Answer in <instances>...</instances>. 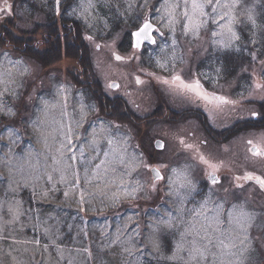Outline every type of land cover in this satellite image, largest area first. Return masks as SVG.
Wrapping results in <instances>:
<instances>
[{"label": "rangeland", "instance_id": "obj_1", "mask_svg": "<svg viewBox=\"0 0 264 264\" xmlns=\"http://www.w3.org/2000/svg\"><path fill=\"white\" fill-rule=\"evenodd\" d=\"M163 2L92 0L94 6L85 11L82 0H60L58 10L56 0H0V7L11 5V14L0 13V103L4 104L0 108V216L8 220L7 209L10 204L17 206V201L21 212L11 230H6L7 238L0 239V264H66V260L58 261L59 254L49 236L43 234L44 228L55 233L56 243L66 258H74V264H180L168 259L183 231L176 217L180 172L194 186L196 200L208 196L211 190L212 199L218 202L221 198L232 202L237 197L247 201L248 210L256 216L248 239L243 245L235 241L238 248L230 251L236 255L212 251L226 264H264V190L255 182H245L244 190L234 186L235 177L247 172L264 176V157L251 154L246 142H228L224 152L210 142L208 154L204 149L209 145L200 142L223 135V128L232 123L238 108L249 118L248 140L264 147V128L250 125L255 112L264 126V87H256L264 85V55L259 57L256 50L250 55L247 42H240V26L255 41L261 29L238 25L240 40L234 48L222 49L214 43L212 25L198 35L183 34L179 24L173 31L166 19H160ZM260 2L248 0L256 20ZM49 15H55L52 22ZM145 19L157 25V42L135 49L131 34ZM56 21L62 41H67L66 33L72 29L74 36L68 43L72 46L65 43L58 54L57 47L48 49L44 38L33 49L31 40L40 39L41 28ZM77 46L81 47V56L76 57ZM115 54L125 59L117 61ZM133 56L135 59H130ZM247 56L253 60L248 61ZM157 60L166 67H158ZM48 61L52 64L47 65ZM173 74L185 80L199 77L210 93L233 103L217 107L203 102L202 106L191 95H179L162 81ZM137 77L143 83H137ZM114 82L119 83L117 88L111 86ZM233 90L242 92L237 96H242L241 103L231 95ZM82 106L86 113L83 120ZM189 106H199L198 117ZM101 121L119 126L117 135L126 139L128 153L136 160L134 165L120 166L117 173L92 180L91 184L84 182L81 169L83 202L75 187L60 182L58 173H52L53 180L48 181L45 169L34 170L27 164L21 167L26 154H31L33 164L37 159L42 164L48 156L51 165V155L69 125L68 134L77 154L82 147L85 157L94 155L92 133L99 132ZM203 123L212 125L209 136ZM158 139L165 142L162 150L155 148ZM98 140L100 150L106 151L108 146L101 137ZM188 144L193 147H185ZM201 155L218 165L216 175L221 182L211 183L213 169L201 161ZM70 163L79 165V161ZM153 168L159 169L163 179L154 177ZM68 179H72L70 173ZM65 192L69 194L65 196ZM169 212L176 217L172 220L174 229L161 223ZM240 239H244L242 234ZM34 240L39 244L28 243ZM150 240H156L159 249L153 248ZM44 245L49 247L45 249ZM181 255L188 260L186 252Z\"/></svg>", "mask_w": 264, "mask_h": 264}, {"label": "snow or ice", "instance_id": "obj_2", "mask_svg": "<svg viewBox=\"0 0 264 264\" xmlns=\"http://www.w3.org/2000/svg\"><path fill=\"white\" fill-rule=\"evenodd\" d=\"M59 4L60 0H56L57 10ZM93 6L92 0H82L81 7L85 11L88 7ZM161 7L164 9V13L160 19H166L167 26L173 31L175 30V25L179 24L183 34L198 35L201 30L208 29L209 25L214 26L215 30L212 31V36L215 38L214 43L222 49H231L236 46V43L240 40V35L237 31L238 25L247 24L253 29L260 28L261 32L264 33V25L257 24L253 9L248 6V0H164ZM0 13L11 14V5L6 4L0 7ZM241 17L243 18L241 19ZM153 31L159 30L155 28V25L149 19H145L142 26L131 34L133 37L132 47L141 49L146 41L156 44L157 41L152 35ZM253 34L255 35L256 33ZM87 38L92 39L91 37ZM251 43L255 44L256 41L252 40ZM115 59L122 61L125 58L119 54H115ZM130 59H135V57H130ZM156 64L160 68L166 67L160 60H157ZM0 75H3V73H0ZM150 75H154V73ZM162 81L164 84L169 85L175 93L179 95H191L204 101L206 104L218 107L220 104L233 103L226 97L209 93L199 77L185 80L181 75L173 74L170 79L164 77ZM136 82L143 83L139 77L136 78ZM111 86L118 87L115 84ZM256 87H264V85L257 84ZM2 95L3 93H0V96ZM64 103H66V99ZM55 106V104L52 105V107ZM2 107H4V104L0 103V108ZM47 107L48 105H45V110H47ZM8 111L9 113L11 112L10 109ZM85 115L84 106H82L81 120L84 119ZM257 115L255 112L252 113L253 117ZM79 125L80 121H77V127ZM98 127L99 132L94 131L92 133L93 139L91 145L92 152L95 153L94 155L85 157L82 147L77 154V151L72 147L73 140L68 134L71 132V126L69 125L68 131L63 132L64 139L59 142V147L55 149V154L51 155V165L48 164V156H45L42 164L38 159L33 164L31 154H26L22 157L23 163L21 167L27 164L34 170L45 169L48 181L53 180L52 173H58L60 182L75 187L76 191L79 192L80 201L83 202L85 190L79 187L81 169H83L84 182L91 184L92 180H103L109 173H117L120 166L127 167L134 165L136 160L135 155L128 153L126 139L117 135L119 126L101 121ZM98 137H101L103 143L108 146L106 151L100 150V140H98ZM181 142L183 143V141ZM247 143L251 145L250 151L254 156L264 157V147L253 144L251 140ZM45 146L48 148L49 153H51L52 149L47 144V137H45ZM158 146L164 147L162 143ZM185 147L192 148L193 145L188 144ZM101 156L103 157L102 159L100 158ZM200 159L204 164L213 169L209 174V179L215 185L218 182L216 175L218 165L210 162L203 155H201ZM71 161H79V165L70 163ZM49 167H51V172H47ZM152 170L157 180L163 179L158 168H153ZM69 173L72 177L71 181L68 179ZM183 177V172L177 174L179 184L175 192L177 203L179 204V208L176 209V217H179V224L183 226V231L179 233L180 239L176 244L175 252L168 259L179 261L180 264H226L212 250H222V255H236V253L230 250L238 248L235 241L239 240V244L243 245L245 240L248 239L249 229L253 226L256 216L248 210L247 201L240 197H237L232 202H228L226 198H221L218 202L212 199L210 190L208 196L196 200L193 196V192L195 191L194 186L190 181L184 180ZM235 181V188L240 190H244L245 182H255L261 190H264V176H259L252 172L236 176ZM121 182L123 181L121 180ZM52 188H55V184L52 185ZM12 191L14 192L15 190L13 189ZM46 194L44 193V195ZM68 194V192L64 193L65 196ZM19 203L17 201V206L15 207L11 204L9 205L7 211L10 218L8 220H4L3 216H0V239L7 238L6 230H11V227L19 219L21 215ZM188 203H191L192 206L186 207ZM229 203L230 207L226 208L225 205ZM0 210H3L2 204H0ZM176 217L169 212L167 219L162 218L161 223L165 224L169 229H174L176 225L172 223V220H175ZM43 234L49 236L51 245L58 252V261L66 260V264H74V258L71 256L66 258L64 256V250L56 243V239L53 238L55 233H51L50 228H44ZM241 234L244 236V239H240ZM226 240L228 241L227 244L225 243ZM28 243L39 244V241H28ZM150 243L153 248L159 249L160 245L156 240H150ZM185 245H187V248H185ZM44 247L47 249L49 245H44ZM84 251L88 255H91L88 249H84ZM239 251L243 254L244 249L240 248ZM182 252H186L187 261L181 255ZM33 259H35L34 256ZM228 264H231V262H228Z\"/></svg>", "mask_w": 264, "mask_h": 264}, {"label": "trees", "instance_id": "obj_3", "mask_svg": "<svg viewBox=\"0 0 264 264\" xmlns=\"http://www.w3.org/2000/svg\"><path fill=\"white\" fill-rule=\"evenodd\" d=\"M15 6H16V3H15ZM13 12L16 14V8L13 9ZM49 17H47V18H49L50 19L49 21H51V22H52V20L55 19V15H54V18H51L50 15H49ZM257 20H258V25H264V0H261V2L259 3L258 19ZM41 29L44 30L42 33V37L40 39H37V38L32 39L30 42V43H34L33 49L37 44H39V42L43 41L44 38L48 42V49L50 50L51 46L54 47L55 49L57 47L58 54H59V52H61V46L65 45V43L67 46H72V45L68 44V43L72 42V39L74 36L73 31H71L72 30L71 28H70L69 33H66V35H67L66 36V38H67L66 42L62 41V38L60 36V26L57 25V21L55 23L53 22V23L46 24ZM240 33L242 35L240 42H241V44H243L244 42H247V47H249L250 48L249 50L251 51L250 55L254 54V50L257 51L256 53L258 54L259 57L264 55V33H262L261 30H260V34L257 35L258 40L256 41L255 44L251 43L252 39L248 35V32L246 31V29L243 26H240ZM75 35H76V33H75ZM21 43H22V36H20V34H19V45ZM23 44H24V41H23ZM80 49H81V47H79V46L75 47L74 53H75L76 57L78 55L81 56L80 55ZM71 57H73V56H71ZM256 57H257V55H256ZM247 60L251 62L253 60V58H251V56H247ZM79 62L82 63L81 59L79 60ZM51 64H52V62L48 61L47 65H51Z\"/></svg>", "mask_w": 264, "mask_h": 264}, {"label": "flooded vegetation", "instance_id": "obj_4", "mask_svg": "<svg viewBox=\"0 0 264 264\" xmlns=\"http://www.w3.org/2000/svg\"><path fill=\"white\" fill-rule=\"evenodd\" d=\"M208 91V90H207ZM210 93V91H208ZM239 93V94H237ZM240 94H242L241 91H237V90H233L231 92V95L234 96L235 100L239 101L241 103V97H237L238 95L240 96ZM221 96V95H218ZM227 98V97H226ZM229 101H231L229 98H227ZM195 101L199 102L198 104L204 106L205 104H203L204 101H201L199 99H196ZM239 103V105H240ZM232 103H228V104H220L219 106H227L230 105ZM246 105V102H245ZM191 108V110L196 111V116L198 117V111H199V106L197 107H193V106H189ZM205 115H208V112H205ZM191 114H194L193 112H191ZM233 121L231 124H229L227 127H224V131H223V135H221L219 138H212L211 139H202L200 142L203 145H209L210 142H214L215 145L218 146V149L222 150L223 152L226 150L225 149V145H227L228 142H247L249 141L247 136H246V131H247V127L249 126V118L246 115V112L243 110H240L237 108V110L235 111L233 117H232ZM205 129L208 130V132L206 133L209 136V133H211V124L208 123H203ZM250 125H256L255 129H262L264 128L263 123L259 122L258 117H255V120L253 122L250 123ZM263 126V127H262ZM192 135H194L193 132H191ZM198 134V133H197ZM226 135V136H225ZM215 137V136H214ZM230 148V146H229ZM251 148V145H250ZM249 148V149H250ZM212 149V146L209 145L207 146L206 149H204L207 154L209 153V151ZM252 154V153H251ZM218 177V176H217ZM221 178L218 177V180H220ZM222 180H220L221 182Z\"/></svg>", "mask_w": 264, "mask_h": 264}, {"label": "water", "instance_id": "obj_5", "mask_svg": "<svg viewBox=\"0 0 264 264\" xmlns=\"http://www.w3.org/2000/svg\"><path fill=\"white\" fill-rule=\"evenodd\" d=\"M151 21V20H150ZM152 22V21H151ZM153 23V22H152ZM154 24V23H153ZM155 25V24H154ZM142 26V25H141ZM157 26L155 25V28H156ZM138 29H136L135 31H137ZM135 31H133V33L135 32ZM152 35L155 37V35H154V31H153V33H152ZM132 40H133V37H132ZM145 43H147V44H152L151 42H148V41H146ZM144 43V44H145ZM113 84H115V85H118V83L117 82H114V83H112V85ZM113 88H117V87H113ZM160 143H162L164 146H165V142L163 141V140H161V139H158V140H156L155 141V148L156 149H158V150H162L163 148H161V147H159L158 145L160 144ZM152 173H153V175H154V177L156 178V176H155V173L153 172V170H152ZM159 173H160V175L162 176V174H161V172L159 171Z\"/></svg>", "mask_w": 264, "mask_h": 264}]
</instances>
